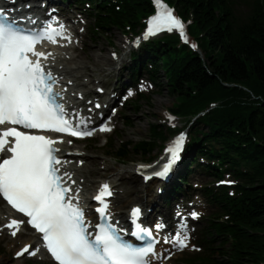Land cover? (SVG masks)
I'll return each mask as SVG.
<instances>
[{
  "label": "snow or ice",
  "instance_id": "6c2138e0",
  "mask_svg": "<svg viewBox=\"0 0 264 264\" xmlns=\"http://www.w3.org/2000/svg\"><path fill=\"white\" fill-rule=\"evenodd\" d=\"M154 3L156 14L148 21L144 39L164 30H178L187 43L181 19L162 0H154ZM49 16V21L27 29L18 26L16 20L0 10V198L26 218H13L0 225V231L7 228L15 237L22 225H30L41 235L43 246L55 264H153L154 258L167 259L171 253L163 245L178 251L189 247L188 224L179 212L180 221L174 233L161 235L167 224L158 221L154 226H144L140 223L141 208L134 207L130 214L133 225L130 235L143 242L142 246H137L124 238L128 230L111 222L105 197H111L113 193L108 184H103L95 196L100 205L96 208L100 222L93 224L80 206L79 187L73 189L71 186L76 181L69 172H60L58 166L67 162L59 158L60 149L56 145L63 140L48 133L83 138L92 136L96 129L88 126L90 116L66 108L62 94L66 90H55L58 76L51 67L55 56L38 50L37 46L43 42L53 45H59L61 40L72 42L66 26L51 13ZM27 20L37 24L36 19L29 17ZM54 23L58 26L54 27ZM94 107L99 109L101 105L96 103ZM88 111L91 113L92 109ZM99 131H111V128L105 123ZM185 142L186 133L181 132L165 148L161 158L163 163L158 162L159 167L145 175V180L168 178L182 159ZM190 215L196 219L199 213L193 211ZM157 245H161L159 250ZM31 248V245H25L16 256H35L39 249L30 251ZM165 252L168 255H163Z\"/></svg>",
  "mask_w": 264,
  "mask_h": 264
},
{
  "label": "trees",
  "instance_id": "16d2710c",
  "mask_svg": "<svg viewBox=\"0 0 264 264\" xmlns=\"http://www.w3.org/2000/svg\"><path fill=\"white\" fill-rule=\"evenodd\" d=\"M170 1L184 16L192 15L191 33L202 35L205 60L180 55L173 60L163 47L145 49L142 59L158 62L165 57V67L171 73L169 93L182 98V111L216 95L228 98L224 109L208 122L213 135L224 133L237 139L239 145L245 144L240 152L250 161L253 176L244 188L242 208H235L240 217L233 228L237 243L219 254L226 255L227 260L212 264H256L264 255V0L254 1L253 14L242 25L230 21L225 0ZM128 2L126 12L117 14L111 24H121L122 20L136 23L148 9L149 0ZM225 84L242 88L231 89ZM233 131L248 136L242 139ZM249 135L259 144L254 145ZM225 226L219 227L223 230Z\"/></svg>",
  "mask_w": 264,
  "mask_h": 264
},
{
  "label": "bare ground",
  "instance_id": "6f19581e",
  "mask_svg": "<svg viewBox=\"0 0 264 264\" xmlns=\"http://www.w3.org/2000/svg\"><path fill=\"white\" fill-rule=\"evenodd\" d=\"M97 46L98 45H93L92 50L88 49L85 53L77 52L78 54H76V56L70 62L63 63L62 61H59L56 64V70H58L59 67L62 66V73L64 74V76L74 82L73 89L81 90L86 93L88 91V83H94L97 79H100L99 77L95 78L98 73L110 71L112 61L107 57L105 53L99 54L98 51L100 49L95 48ZM82 53H84V55ZM125 54L126 52L121 56L122 62L124 60L123 57L125 56ZM84 78L88 79V83L83 82ZM64 81L66 82V80ZM83 159L88 163V166L86 163L82 167V170H79V172L86 178L85 188L88 189L87 183L91 182L90 175L94 173L92 164H94L95 161L93 159L90 160L89 158ZM110 166L107 167L110 168ZM100 175L102 177L108 178L103 173ZM111 178L113 180L112 183L114 184L115 188L119 189V186L124 185L121 189H125L124 193H126L127 195L133 189L139 188V182L141 181H139V179L133 174V169L131 171L128 167L114 168ZM126 182L131 186H125ZM137 199H141L140 195H138Z\"/></svg>",
  "mask_w": 264,
  "mask_h": 264
},
{
  "label": "rangeland",
  "instance_id": "374dc122",
  "mask_svg": "<svg viewBox=\"0 0 264 264\" xmlns=\"http://www.w3.org/2000/svg\"><path fill=\"white\" fill-rule=\"evenodd\" d=\"M114 36H112L113 41L119 42L120 36L116 30H113ZM104 37H98L97 40H93L92 42L89 41L90 50H92L93 45H98L95 47L96 49H100L98 51L99 54L105 53L106 54V46L108 45L107 39ZM95 41V42H94ZM93 43V44H91ZM173 99L168 95L166 88H162L161 92L152 98L150 104L143 103L140 106L139 111H135L133 108H129L128 111L125 113V116L129 118L130 127H122L119 128L121 131L122 140L125 141H132L133 143H137L140 141L145 140L148 137V127L149 125L156 122V119L159 117V111L164 108H170L172 105ZM117 141L116 139H112V141ZM118 143V141H117ZM96 155L103 154L101 150L93 151ZM139 160V158L137 157ZM153 160V159H152ZM151 161V160H150ZM99 162V161H98ZM146 162V161H144ZM98 164V163H97ZM129 167H131L129 165ZM110 171V170H109ZM9 259H6V256L0 253V264H7Z\"/></svg>",
  "mask_w": 264,
  "mask_h": 264
}]
</instances>
